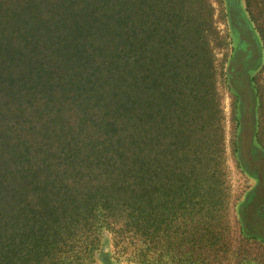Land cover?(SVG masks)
<instances>
[{
    "label": "rangeland",
    "instance_id": "374dc122",
    "mask_svg": "<svg viewBox=\"0 0 264 264\" xmlns=\"http://www.w3.org/2000/svg\"><path fill=\"white\" fill-rule=\"evenodd\" d=\"M115 4L0 0V144L3 137L15 144L18 135L15 128L5 135L15 114L4 108L24 100L12 99L5 85L27 72L30 52L46 48L42 41L52 40L59 58L50 74L74 68L52 89L55 94L68 79H79L80 65L105 77L116 56L125 58L133 85L139 82L145 94L155 89L147 103L157 105L156 163L150 158L144 165H159L161 177L169 179L155 203L156 232L152 236L144 222L138 255H115L103 230L88 264H264V224H257L264 221V187L258 188L264 181V0ZM102 81L89 87L108 83ZM192 82L199 83L197 93L187 86ZM61 100L41 98L25 111L43 122L50 110L57 117L47 121L51 127L76 121L74 131V109L55 114ZM179 185L186 186L184 194L173 193Z\"/></svg>",
    "mask_w": 264,
    "mask_h": 264
},
{
    "label": "trees",
    "instance_id": "16d2710c",
    "mask_svg": "<svg viewBox=\"0 0 264 264\" xmlns=\"http://www.w3.org/2000/svg\"><path fill=\"white\" fill-rule=\"evenodd\" d=\"M52 44L42 41L46 48L30 52L27 60L33 64L23 68L27 72L5 85L6 91L12 90V99L24 100L4 108L15 114L5 135L12 128L18 135L15 144L4 137L0 144V264H88L103 230L110 234L115 255H138L144 222L152 236L156 232L155 203L169 179L161 177L159 165L143 162L151 158L156 163L157 105L147 103L155 89L145 94L139 82L133 85L127 60L116 56L105 77L80 65L79 79H68L57 95L52 89L62 85L64 74L74 68L61 70L58 77L55 71L50 74L48 68L59 59ZM104 78L108 83L102 85ZM94 80L102 82L101 89L89 87ZM187 86L199 91V83ZM57 97L63 100L55 114L74 109L76 130H72L76 121L67 128L51 127L47 121L57 117L50 110L43 122L40 117L29 119L26 109L34 102L43 98L52 104ZM42 148L55 151V160ZM173 184L168 183L170 194ZM182 188L186 186L179 185L173 193L184 194Z\"/></svg>",
    "mask_w": 264,
    "mask_h": 264
},
{
    "label": "flooded vegetation",
    "instance_id": "af4514ba",
    "mask_svg": "<svg viewBox=\"0 0 264 264\" xmlns=\"http://www.w3.org/2000/svg\"><path fill=\"white\" fill-rule=\"evenodd\" d=\"M256 163H259V162H256ZM263 180H261L260 182V186L258 188H262L264 187V181L262 182ZM257 224L261 225V224H264V221H260L257 219Z\"/></svg>",
    "mask_w": 264,
    "mask_h": 264
}]
</instances>
